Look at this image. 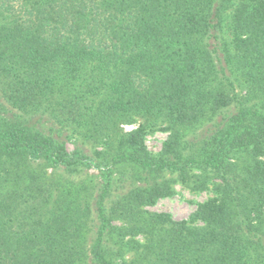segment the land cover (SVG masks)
Segmentation results:
<instances>
[{
  "label": "trees",
  "instance_id": "obj_1",
  "mask_svg": "<svg viewBox=\"0 0 264 264\" xmlns=\"http://www.w3.org/2000/svg\"><path fill=\"white\" fill-rule=\"evenodd\" d=\"M263 158L264 0H0V264H264Z\"/></svg>",
  "mask_w": 264,
  "mask_h": 264
},
{
  "label": "rangeland",
  "instance_id": "obj_2",
  "mask_svg": "<svg viewBox=\"0 0 264 264\" xmlns=\"http://www.w3.org/2000/svg\"><path fill=\"white\" fill-rule=\"evenodd\" d=\"M237 91H242L245 93V89H237ZM140 120L138 119L132 124H123L121 128L124 132H129L137 128ZM47 123L42 125L43 130H46ZM164 126L159 128H154L149 130L145 135L144 143L147 150L150 153L156 154L160 151L163 142L168 136V132L163 129ZM72 142L67 143L68 151L73 149ZM88 151V149H87ZM264 161V158H263ZM47 173L51 172V169L46 170ZM62 174L66 179H100V174L97 169L94 168H82L80 174H69L57 171V174ZM164 179L170 181L168 183L172 189V194L158 198L156 202L151 206L144 207L145 210L156 213L168 214L173 220H188L190 215L195 211L196 207L211 199L213 197L212 193L207 190H191L177 181H175V175H166Z\"/></svg>",
  "mask_w": 264,
  "mask_h": 264
}]
</instances>
